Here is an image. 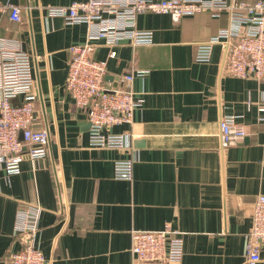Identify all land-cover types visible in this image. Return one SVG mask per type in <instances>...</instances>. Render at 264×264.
Masks as SVG:
<instances>
[{
  "label": "crops",
  "instance_id": "crops-1",
  "mask_svg": "<svg viewBox=\"0 0 264 264\" xmlns=\"http://www.w3.org/2000/svg\"><path fill=\"white\" fill-rule=\"evenodd\" d=\"M8 1L22 7L21 20L2 9ZM73 1L85 0H0V39L31 55L34 128L50 135L46 157H26L17 173L0 164V264L22 246L19 214L31 207L41 209L37 243L47 264H144L133 230L166 224L182 233V259L151 264H247L245 235L264 193V77L229 74L222 43L210 60L196 58L200 43L230 27L229 14L139 13L136 28L153 30L152 43L93 41V57L108 63L107 87L125 88L120 76L133 73L142 99L131 123L111 128L128 138L116 148L91 144L87 112L66 89L69 47L86 41L89 26L49 7ZM226 115L246 135L224 147ZM123 159L133 161L132 179L115 177Z\"/></svg>",
  "mask_w": 264,
  "mask_h": 264
},
{
  "label": "built area",
  "instance_id": "built-area-1",
  "mask_svg": "<svg viewBox=\"0 0 264 264\" xmlns=\"http://www.w3.org/2000/svg\"><path fill=\"white\" fill-rule=\"evenodd\" d=\"M2 9L9 11L14 20H21V6L8 1ZM49 10L63 16L67 23L84 22L89 26L86 41L69 47L66 89L76 105L87 112L92 145L126 147L127 135L111 132V128L131 123L142 101L130 87L133 73L120 76L125 88L107 87L108 63L93 57V41L104 39L111 45L123 39L134 44L152 43L153 30L136 28L139 13H168L175 20L203 11L214 15L228 13L230 27L200 43L197 60H210L213 45L222 43L226 47L225 69L229 74L264 77V0H85L51 6ZM16 98L20 100L14 103ZM35 98L31 55L0 39V164L8 173L19 172L26 157L37 160L49 154V132L34 128ZM259 120L264 122V93L259 102ZM221 130L224 147L237 144L246 135L234 115L223 117ZM115 177L132 179L133 161H116ZM40 216L39 207L19 214L16 234L22 246L12 251L3 264H47L37 243ZM132 239V250L144 264L176 263L182 259V233L170 224L159 229L133 230ZM263 247L264 193H261L253 205L252 227L245 235L247 264H264Z\"/></svg>",
  "mask_w": 264,
  "mask_h": 264
},
{
  "label": "water",
  "instance_id": "water-1",
  "mask_svg": "<svg viewBox=\"0 0 264 264\" xmlns=\"http://www.w3.org/2000/svg\"><path fill=\"white\" fill-rule=\"evenodd\" d=\"M53 147H54V151H55V149H56V148H55V146H54V145H53Z\"/></svg>",
  "mask_w": 264,
  "mask_h": 264
}]
</instances>
